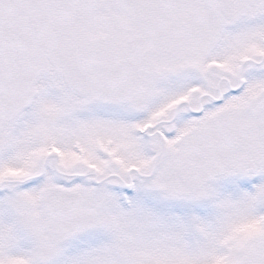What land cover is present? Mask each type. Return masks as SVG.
Returning <instances> with one entry per match:
<instances>
[{
  "label": "snow or ice",
  "instance_id": "obj_1",
  "mask_svg": "<svg viewBox=\"0 0 264 264\" xmlns=\"http://www.w3.org/2000/svg\"><path fill=\"white\" fill-rule=\"evenodd\" d=\"M0 264H264V0H0Z\"/></svg>",
  "mask_w": 264,
  "mask_h": 264
}]
</instances>
